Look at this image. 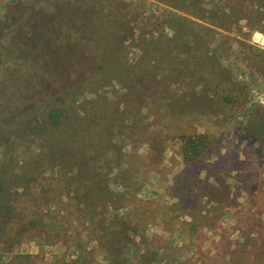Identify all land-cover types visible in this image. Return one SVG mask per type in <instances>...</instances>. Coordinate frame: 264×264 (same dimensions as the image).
<instances>
[{"label": "rangeland", "instance_id": "1", "mask_svg": "<svg viewBox=\"0 0 264 264\" xmlns=\"http://www.w3.org/2000/svg\"><path fill=\"white\" fill-rule=\"evenodd\" d=\"M37 1L9 0L0 20ZM50 2L28 16L30 32L0 33V171L35 176L28 193L16 190L11 206L29 207L25 214L50 224L23 233L12 252L0 251V264H113L97 242L101 216L93 200H102L100 188L113 200L123 197L107 216H127L138 227L116 264L143 258V264H264V154L244 130L250 125L244 112H264V0H112L109 9L97 4L99 14L91 19L110 25L116 36L94 31L82 39L109 43L100 59L118 58L122 48L116 46L128 45L124 79L109 74L97 88L104 69L79 65L84 58L78 51H59L60 61L46 55L38 72H17L31 50L26 42L55 39V32L52 37L36 27L52 16ZM172 21L187 23L196 37L177 39ZM57 101L75 114L73 129L63 120L52 132L23 131V116L38 108L48 112ZM183 135L211 142L190 167L182 156ZM15 140L16 149L7 152ZM63 141L79 145L73 154L81 166H58ZM209 184L217 186L218 199L204 195ZM83 190L94 192L87 197L91 205L83 202ZM9 226L13 239L20 224Z\"/></svg>", "mask_w": 264, "mask_h": 264}, {"label": "trees", "instance_id": "2", "mask_svg": "<svg viewBox=\"0 0 264 264\" xmlns=\"http://www.w3.org/2000/svg\"><path fill=\"white\" fill-rule=\"evenodd\" d=\"M50 1L55 3V10L52 16L47 17V19L43 21L39 20V23L36 22L38 23L36 27H41L42 29V31L37 32H43L44 34L49 33L52 37V32H55V39H45L49 43L46 42L44 44H41L38 41L34 42L32 39H30L29 42H26V44L31 47V50L28 52V54L26 53L28 58L24 60L23 64H16V67L19 68L17 72L22 69H25V71L28 73L38 72L41 70L39 69V62L41 59H44L46 55L50 56L53 61H60L63 59L59 58L62 56L58 53L59 51L62 50L64 55H70L71 51H73V53L78 51V55H81L82 58H84L76 61L79 65L83 67L85 66L87 69L97 66L98 71L104 69L100 73V80L94 84L95 88L101 85V81H107L110 78L107 76L109 74H115L119 79H124V69L127 68L123 67L122 62L126 57L128 45L125 43H119L118 46H116L118 49L122 48V54H120L118 58H114L113 56L110 59H100L104 58V53L107 52L106 48L109 49V46H107L109 43L107 42V44H104L101 42H96L92 39H89V37L82 39V37L86 34L90 37H93L92 33L94 31H98L100 33L105 31L109 36H116V33H113L115 32V29H113L110 25H98L95 23L94 18L93 20L91 19L93 17V13H98V11L95 9L97 4L104 7L105 9H109L108 4H112V0H38L35 4L26 6L24 9L18 8L16 9L17 11H9L6 14L4 20H0V33L9 31L10 28H12L10 31L11 33L17 31L19 28L21 29V32L26 29L30 32L31 21L30 17L28 16H32V12L34 13L39 3H47L50 5ZM177 7L179 11L185 13L188 12L184 6ZM103 9H101V11H103ZM124 16L125 15L120 14L119 20L125 19ZM26 17L28 18L25 19ZM177 17L183 21L190 22L187 18H182L179 16ZM168 25L174 30L176 38L182 42L196 37L194 29L190 28L187 23H177L172 21L169 22ZM67 34H70V36L68 37ZM75 44H78V47H74ZM21 45H23V43L19 45L17 44V48L19 49ZM87 45L92 50V54H87V51L85 50L86 48H84ZM66 61L70 62V59L67 58ZM223 71L224 73L226 72L224 69ZM68 110L69 108L64 104V102L57 101V104L53 103L50 106L48 112H45L44 109L41 110L38 108L23 116L21 120V127L23 131H26V133L30 131V134L32 135L47 129H49V132H52L53 129L60 128L62 126L63 120H65L66 124L73 129L75 114L70 115ZM244 115L247 116L250 123V125H246L244 127L245 132L258 145L259 149L264 154V112L252 117L251 110L244 112ZM180 140L182 142V156L185 164L189 167L200 157H202L211 145L210 140L204 135H183L181 136ZM16 143L17 141L15 140L14 144H7L6 147L4 146L6 151H10L8 150L10 148L16 149ZM58 144L62 146L61 154L58 156L55 155V158L57 157V159L60 160V163L55 160L58 163V166H65L69 169H75L78 167V165L81 164V159L79 160L76 156H74L73 153L78 152L79 145L75 141H63ZM69 154L70 156L66 157V161H64V155ZM31 175V172L18 175L13 171H7L6 168H2L0 171V244H5V247H0L2 248L0 251L12 252L14 244L16 242L19 243L22 240L20 236L27 231L37 228L45 230L47 227H50V224L46 223L43 217H40L38 213V215H34L32 218H30L28 214H25L26 210H30L29 207V209H24V206H22L21 209L15 207L14 205L11 206V203L14 201L13 199L17 189L21 187V189L24 190V193H28L31 190L30 185L36 180L35 176ZM206 180L208 181V178ZM208 187L209 191L204 193L205 196H209L210 193H215V200L221 196L217 195L219 191L217 186H214L213 184L211 186L209 184ZM97 191L102 193L103 197L102 200H93L95 205L93 209L94 211H99L98 214L101 216L98 221L101 235L98 237L97 242L102 244V247L105 249V251H109L111 257L114 258L113 264H116V259L122 258L123 253L128 251L127 248L129 245H132V240L129 237V233H138V227L133 225L127 216H119L118 214L107 216L111 207L115 208L117 211L123 205V197L113 200V196L107 193L106 189L103 190V188H100ZM86 192L88 191H81L82 200L84 203L91 205L90 201L87 200V197L88 195L93 197L94 192ZM99 201H101L100 206L95 203ZM111 201H114L116 204L111 205ZM93 219L95 220L96 217ZM11 222H17L20 224V230H18L16 233L18 236L14 237L13 239L10 238L12 230L9 224ZM143 262L144 258L140 264H143ZM150 262L151 259L149 264ZM63 264L71 263L63 262ZM72 264L79 263L75 262Z\"/></svg>", "mask_w": 264, "mask_h": 264}, {"label": "crops", "instance_id": "3", "mask_svg": "<svg viewBox=\"0 0 264 264\" xmlns=\"http://www.w3.org/2000/svg\"><path fill=\"white\" fill-rule=\"evenodd\" d=\"M7 2H9V0H0V8L2 4L7 3Z\"/></svg>", "mask_w": 264, "mask_h": 264}]
</instances>
